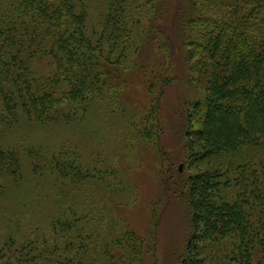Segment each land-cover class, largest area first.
Instances as JSON below:
<instances>
[{
	"label": "trees",
	"instance_id": "16d2710c",
	"mask_svg": "<svg viewBox=\"0 0 264 264\" xmlns=\"http://www.w3.org/2000/svg\"><path fill=\"white\" fill-rule=\"evenodd\" d=\"M152 1L136 5L134 0H105L108 11L97 30L89 25L85 0H0V129L21 116L37 124L75 122L85 119L94 101L100 102V109L115 104L111 111L125 116L122 94L128 81L117 64L132 61L131 70L143 68L142 50L152 40L156 50L164 45L168 49L164 67L152 83L165 87L178 80L167 76L175 63L173 49L154 24L156 13L147 17L139 13ZM188 5L190 13L180 21L181 48L185 78L194 85L195 95L186 104L184 146L191 162H221L217 169L189 176L181 189L192 232L180 264H206L210 257L204 244L209 241L212 247L226 238L232 240L230 252H220L216 263L209 264H261L254 257L264 247V188L251 166L256 161L260 169L264 166V0H189ZM118 48L123 56L115 61L108 51ZM43 60L48 61L50 74L38 72L36 64ZM157 100H151L149 111L128 107L131 140L152 139L150 121L155 119ZM77 149L52 155L51 168L71 184L82 178L80 170L82 182L88 184L86 180L95 175L91 167L80 165ZM240 153L246 155L240 165L226 162ZM19 161L14 150L0 147V174L19 178ZM233 183L240 189L238 200L220 199L223 188ZM72 188L76 190L72 185L64 188L63 197ZM62 207V215L50 222L51 238L26 241L5 262L21 264L23 257L34 261L51 256L54 263L63 259L64 264H143V240L125 224L119 225L114 215L107 223L111 237L101 245L92 242L97 239L93 227L83 223L92 214L80 209L81 216L77 210L68 211L66 218ZM89 250L97 255L88 257Z\"/></svg>",
	"mask_w": 264,
	"mask_h": 264
},
{
	"label": "rangeland",
	"instance_id": "374dc122",
	"mask_svg": "<svg viewBox=\"0 0 264 264\" xmlns=\"http://www.w3.org/2000/svg\"><path fill=\"white\" fill-rule=\"evenodd\" d=\"M85 1L89 25L98 30L100 21L108 11L106 2ZM142 2L134 0L136 5ZM188 3L189 0H153L148 7L139 11L145 17L156 13L158 19L154 24L159 26V31L168 38L173 49L175 63L169 68L167 76H175L178 80L165 87L158 85L157 81V86L152 83L153 76L158 78L160 72L157 71L164 67L168 56L167 47L162 46L160 51L158 46L156 50L154 40L142 50L143 68L131 70L132 61L126 66L123 61L120 66L117 64L124 71L122 79L126 76L128 81L126 86L123 85L122 94L126 115L129 106L139 109L137 112H143V109L149 111L151 100L156 102L158 97V107L153 106L155 119L153 117V121H150L153 126L152 139L148 138L146 142L131 140L126 128L128 116H122L121 112L113 113L111 109L115 104H105L100 109L99 101L91 104L85 119L78 117L75 122L37 124L21 116L16 123L0 129V147L11 148L20 158L16 174L19 178L0 174V250L3 249L0 264H9L5 259L14 257L13 254L26 241L41 242L51 238L50 222L62 215L61 205L66 210V218L69 212L76 210L81 216L80 209L85 210L84 214H92L83 222L94 229L97 239L94 238L92 242L96 240L105 245L110 239L107 223L114 215L119 225L120 222L125 224L143 240V264H180L192 232L190 210L181 189H184L189 176L207 169H217L221 162L219 160L214 165L211 161L199 164L191 162L184 146L188 129L186 104L195 95L194 85L185 78L187 73L181 48L180 21L190 13ZM152 34L154 36L155 33L152 31ZM108 52L115 61L123 56L121 48ZM126 55L128 58L131 56ZM48 64L45 60L38 62V72L50 74ZM65 109L66 106L61 107L60 117ZM76 148L80 165L91 167L90 171L95 175V178L86 180L88 184L82 182L85 178L82 179L84 174L80 170L82 178L73 185L67 177L59 176L51 168L52 155L60 151L69 154ZM232 157L226 162L231 160L240 165L246 155L240 153ZM254 163L251 168L259 174L264 188V166H261V170L258 161ZM71 185L76 186V190L72 188L69 195L63 197L64 188ZM221 192L220 199L233 202L238 200L240 189L233 183ZM8 240L11 243L5 247L4 243ZM231 245L229 238L212 247L211 242L207 241L204 252L210 258L206 264L216 263V259L220 258L219 253L223 254L224 250L230 252ZM92 247L97 248L98 245L92 243ZM94 253L89 250L88 257H95L97 253ZM67 254L72 255V252ZM50 257L43 256L34 261L23 257L21 264H64L63 259L54 263L55 257L51 260ZM254 261L264 264V247L255 251Z\"/></svg>",
	"mask_w": 264,
	"mask_h": 264
}]
</instances>
